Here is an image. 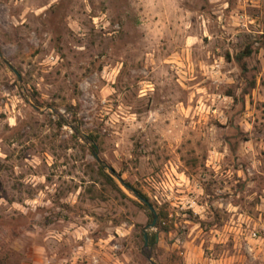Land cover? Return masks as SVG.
Here are the masks:
<instances>
[{"label":"rangeland","instance_id":"374dc122","mask_svg":"<svg viewBox=\"0 0 264 264\" xmlns=\"http://www.w3.org/2000/svg\"><path fill=\"white\" fill-rule=\"evenodd\" d=\"M147 255L264 264V0H0V262Z\"/></svg>","mask_w":264,"mask_h":264},{"label":"trees","instance_id":"16d2710c","mask_svg":"<svg viewBox=\"0 0 264 264\" xmlns=\"http://www.w3.org/2000/svg\"><path fill=\"white\" fill-rule=\"evenodd\" d=\"M239 39H240L239 41H240L241 48H240V51L236 55L237 62H240L243 59V57L249 56L254 51V48H253V40H251V36L250 35L241 36ZM93 149L96 150L95 145H93ZM97 166H98V168H97L98 173H100L105 178L106 182L108 184H110L113 188H115L116 190L118 189V191H120L119 188L117 187V185L115 184V182L112 180L111 176L109 174H107L102 169V166L101 165H98V164H97ZM109 170H110V173L116 175L117 177H120V174L119 173H116L115 174L113 168H109ZM123 184L130 191H132V192L134 191V188H132V186L129 183H127L126 181H123ZM135 191L137 192V195H138L139 198L147 199V196L143 192H141L140 190H135ZM157 217H158V223H157V225H159V222L164 217H163V214L162 213H157ZM155 239H156L155 238V234H152L148 238V241H149L150 244H153L155 242ZM0 264H3V263L0 262Z\"/></svg>","mask_w":264,"mask_h":264},{"label":"water","instance_id":"95a60500","mask_svg":"<svg viewBox=\"0 0 264 264\" xmlns=\"http://www.w3.org/2000/svg\"><path fill=\"white\" fill-rule=\"evenodd\" d=\"M96 160L98 161V158L97 157H96ZM133 193L138 197L137 192L135 190L133 191ZM140 199L147 204V207H148V209L151 212L152 219H151V222L148 224V226L149 227H154L155 226V222H156V212H155L154 208L149 204V202L146 199H144V198H140ZM143 240H144V242H143V249L146 250L147 247H148V236H147V233L146 232L143 233ZM146 258H147V260L149 261L150 264H156L151 259L150 255H147Z\"/></svg>","mask_w":264,"mask_h":264},{"label":"built area","instance_id":"2783aa9c","mask_svg":"<svg viewBox=\"0 0 264 264\" xmlns=\"http://www.w3.org/2000/svg\"><path fill=\"white\" fill-rule=\"evenodd\" d=\"M178 204L181 205V208L188 209L193 213H197L195 209L199 207V205L197 204L196 196L194 195L185 196L184 200H179ZM250 237H257L256 232H251Z\"/></svg>","mask_w":264,"mask_h":264}]
</instances>
